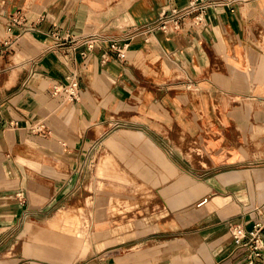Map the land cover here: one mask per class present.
Wrapping results in <instances>:
<instances>
[{"label": "crops", "instance_id": "crops-1", "mask_svg": "<svg viewBox=\"0 0 264 264\" xmlns=\"http://www.w3.org/2000/svg\"><path fill=\"white\" fill-rule=\"evenodd\" d=\"M190 2L0 0V264H248L228 224L264 223V0L158 25Z\"/></svg>", "mask_w": 264, "mask_h": 264}, {"label": "built area", "instance_id": "built-area-1", "mask_svg": "<svg viewBox=\"0 0 264 264\" xmlns=\"http://www.w3.org/2000/svg\"><path fill=\"white\" fill-rule=\"evenodd\" d=\"M251 0H191V2L182 8H173L169 12L164 10L159 20V26L164 30H171L179 27V20L190 17L195 24H202L208 11L210 9L217 10L220 7L230 8L235 11L239 5H242ZM25 21V15L22 10L12 13L10 17L9 30ZM99 39L95 36L84 38L82 40H75L77 43L85 45L81 50L83 56L93 49ZM127 43L120 44L118 40H111V47L117 51L118 56L122 57L127 54ZM76 49V46L73 47ZM58 88H56L57 90ZM61 91L68 92L72 97H77L78 94V81L74 77L68 85H63L59 88ZM229 230L235 243L246 248L248 264H264V223L258 221L251 229L245 228L242 223L229 222Z\"/></svg>", "mask_w": 264, "mask_h": 264}, {"label": "rangeland", "instance_id": "rangeland-1", "mask_svg": "<svg viewBox=\"0 0 264 264\" xmlns=\"http://www.w3.org/2000/svg\"><path fill=\"white\" fill-rule=\"evenodd\" d=\"M262 148V147H261ZM263 150V152H261L262 154H264V147L261 149ZM93 161L91 163H88V172H86L87 170H85L86 173H88V177L87 179H85L86 177H83L81 179L80 182V189L78 191V193L75 195V201L80 204L81 208H84V210H80L78 211L79 213H81V228L86 230V235L87 238L90 239L91 238V233H90V222H91V215L93 213V211L91 210L94 206V198L96 195V191L99 190L100 188H106V184L105 181L100 178L102 176H107L109 177V179L112 180L111 178V173H103V174H99L98 172V162H99V157H100V151L95 150L93 152ZM84 173V174H86ZM101 190V189H100ZM115 204L116 206L118 205V200L115 199ZM126 204H129V202L126 201ZM119 205H121L119 203ZM128 208L131 207L130 205L127 206ZM123 208L121 207V210ZM118 211H116L117 213ZM28 224V222H26V225ZM52 228V227H51ZM36 228H32L29 229L27 231H25L24 235H28L29 237H27V239H42L48 237V234L46 232H38L35 230ZM47 229V228H45ZM78 236L80 237V233L78 234Z\"/></svg>", "mask_w": 264, "mask_h": 264}]
</instances>
